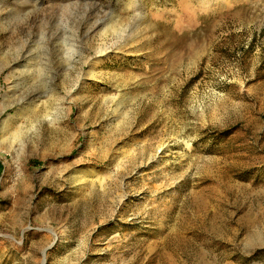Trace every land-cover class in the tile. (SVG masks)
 Masks as SVG:
<instances>
[{
  "label": "rangeland",
  "instance_id": "obj_1",
  "mask_svg": "<svg viewBox=\"0 0 264 264\" xmlns=\"http://www.w3.org/2000/svg\"><path fill=\"white\" fill-rule=\"evenodd\" d=\"M8 115L0 264H264V0H0Z\"/></svg>",
  "mask_w": 264,
  "mask_h": 264
},
{
  "label": "bare ground",
  "instance_id": "obj_2",
  "mask_svg": "<svg viewBox=\"0 0 264 264\" xmlns=\"http://www.w3.org/2000/svg\"><path fill=\"white\" fill-rule=\"evenodd\" d=\"M106 51H107V48L101 49L99 51V54L93 57L94 58V63H97L102 58V55L106 53ZM31 59H33V58H31ZM33 66H34V64L32 62H30V61H28V63L24 66V70L21 71V72L24 74L23 77L25 79L32 77L33 74L36 73V72H37V75H39V76L41 75L40 65H38V66L36 65L35 69H34ZM17 84H18V81H14L12 83V85L10 86L12 88V90L17 87ZM33 98H34V93L29 92V93H27L25 95V97L20 99L21 100L20 104L23 103V101H28V99L31 100L32 103H34L33 102L34 101ZM35 106L37 107V104ZM27 110H29V109H27ZM31 111H33V110H31ZM12 117H13V115H8L2 121V124L0 126V132L3 131L5 133H8V140L11 139V138H13V140H16L17 136H18L17 132H9L10 129H11V126H10L11 124L10 123H11ZM13 140H11V141H13ZM90 146H91L90 143H88L86 149L90 148Z\"/></svg>",
  "mask_w": 264,
  "mask_h": 264
}]
</instances>
